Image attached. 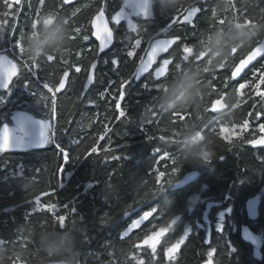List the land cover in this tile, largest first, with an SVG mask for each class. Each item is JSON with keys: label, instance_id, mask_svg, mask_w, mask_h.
<instances>
[{"label": "trees", "instance_id": "obj_1", "mask_svg": "<svg viewBox=\"0 0 264 264\" xmlns=\"http://www.w3.org/2000/svg\"><path fill=\"white\" fill-rule=\"evenodd\" d=\"M31 2L32 10L28 7V0H23L17 36L27 23L23 47L28 60L41 62V70L38 76L21 71L11 79L8 89H0V130L10 121L11 115L19 111L51 119L52 113L43 96L42 91L46 93V90L42 89V84L46 81L58 83L66 67L63 59L70 62V77L66 90L58 94L59 124L68 130H59L52 121L55 146L50 137L46 144L38 147L0 149V264H13V258L15 264H45L60 260L68 264H108L115 259L112 256L115 252L119 258L121 249L132 248L135 236L143 234L135 230L130 240L131 237L123 235V230L150 209H159L156 223L170 227L166 239L180 237L183 242V237H188L174 255L173 264H208V253L213 249L212 264H264V194L261 195L262 203L256 220H250L245 211L247 199L261 192L264 184V147L258 150L260 156L253 158L244 141L228 144L213 129L215 121L207 126L214 117L213 113L207 112L213 101L222 99L225 102L227 112L220 122L231 127L241 124L247 113L252 111L255 96L264 94V89L259 87L264 76L261 79L256 77L255 91L248 89L244 94L241 91L243 85L234 90L239 82L251 80L264 60H258L247 68L237 82L230 81L227 90L223 88L225 77L230 73L232 75L236 66L264 38V11H261L264 0H208L207 3L200 0L202 11L196 17L195 28L182 23L184 16L181 15L167 33L159 36H180L182 39L164 55V58L174 59V63L157 93L141 87L148 77L141 82L132 79L125 88L124 97L119 96L117 89L121 78L127 79L135 71L140 56L144 55V48L149 46L153 36L172 23L166 16L175 15L180 9L183 11L182 8H188L193 0H177L174 6L166 0H152L149 21L138 18L136 22L140 23L132 27L138 33H131L133 43L138 44L141 39L144 41L134 58L126 56V51L130 50L126 48L127 41L123 40L126 32L130 31L126 23L117 28L110 22L114 43L109 51L99 56L95 82L82 99L80 93L87 70L97 59V43L92 37L84 42L82 35L75 40L71 36L76 27H83L84 34L91 36L90 23L103 0H76L65 5L60 14L53 10L60 0H46L45 15L33 25L30 23L37 0ZM123 3L124 0H107L105 16L109 21ZM3 11L4 5L0 1V20L4 19ZM73 12H76L74 18L71 15ZM54 22L64 25L67 33L64 40L46 47L44 54L33 56L27 48L29 37L39 36L44 26H51ZM194 31L195 36L192 35ZM213 37L217 38L215 47L223 48L224 54L216 57L217 66L209 63L206 68L205 49L213 47ZM15 39L10 30L9 33L0 32V53L5 49L12 58ZM185 44L189 46L182 52ZM238 49L237 62L233 66V53ZM76 52L83 55L77 57ZM50 55H55L53 62L46 60ZM113 56L120 59L119 75L112 70ZM105 59H108V64L103 63ZM76 66L82 67L83 71L76 73ZM220 67L226 70L215 71ZM185 71L199 73L196 95L187 103H177L165 109L160 102L162 95L168 92L169 83ZM212 76L219 78L215 81V89L206 86ZM109 79L115 84L111 86L108 99H101L99 93L108 87ZM117 99L121 101L120 109L119 102L116 108ZM90 100L95 103L90 104ZM82 113L85 114L83 117ZM173 113L186 119L173 122ZM156 115L161 117L159 121L147 123ZM252 120L254 122L255 117ZM197 132L204 134V141L196 142L202 146L201 152L182 151V146L192 147L190 140ZM146 135H164L168 143L162 145L159 139L149 140ZM72 139L81 142L79 148L72 144ZM60 145L72 148L73 157L87 145L95 146L97 153L94 156L85 153L81 159L63 161L56 154ZM161 146L173 153L179 167H169L165 171L161 164V170L153 176L151 171L156 167L155 161L161 159L156 156V149ZM106 151H111L108 156H105ZM111 156L117 159L113 160ZM204 156L208 159H203ZM219 156H225L224 160L221 161ZM186 157H191L195 163ZM167 163L171 165L172 161ZM194 169L199 170L201 175L194 189L190 188V184L178 190L171 189L174 181ZM114 170L115 175L110 176ZM169 178L171 182L160 190L159 185ZM227 190L230 193H225ZM196 196L199 200L193 204L192 198ZM35 207L44 209L43 213L38 210L26 220ZM219 210L224 211L225 218L217 222L214 214ZM56 215H65L67 223L63 228ZM177 215L180 219L169 226L168 222ZM242 225H248L261 236L258 255L254 252L255 247L241 238ZM60 232L69 235L74 243L67 251L58 249L54 254L50 248L46 249L41 237L55 239ZM155 234L164 233L157 230L148 237ZM149 256L148 252L142 254L146 264H151ZM116 264L121 262L117 260Z\"/></svg>", "mask_w": 264, "mask_h": 264}, {"label": "snow or ice", "instance_id": "obj_2", "mask_svg": "<svg viewBox=\"0 0 264 264\" xmlns=\"http://www.w3.org/2000/svg\"><path fill=\"white\" fill-rule=\"evenodd\" d=\"M205 3L208 2V0H204ZM2 3L4 5V11L2 13L4 19L0 20V32L7 31L10 34L16 36L15 41L13 42L14 46V53L12 58H9L7 54H0V80L3 81L0 86L6 87L10 82L11 79L18 75L21 71H24L26 73H36L38 76L39 71L41 70L40 68V63L41 62H33L27 59L25 49L23 47V37L25 35L26 28L28 27L26 23V27L23 29H20V33L17 36V28L20 27L19 25V13L22 10L23 7V0H2ZM73 3V0H60V4L54 8L57 12V14H60L64 11L65 5H69ZM200 0H193L192 4L188 8H182L183 11L178 10L175 15L171 16H166L167 19H171L172 23L168 25L167 28H163L161 31L156 33L153 36V40L159 44V45H164L166 43L167 39H161L158 38L161 35H164L167 33V31L179 21V17L181 15L185 16L189 12H192V15L190 16L189 20H184L182 23L185 24H190L192 25L193 28L196 27L195 20L196 17L199 16L200 12L202 9L199 6ZM45 6H46V0H37V4L35 6L34 11H32V19L30 25H33L35 23H38L41 18L45 15ZM28 7L30 10L33 9V5L31 0H28ZM146 7L147 11L142 13L141 8ZM193 9L195 11L193 12ZM107 0H103L102 3L99 4L98 9H97V15L96 17H101L102 20L104 21L105 19V14L107 12ZM261 11H264V8L261 9ZM72 17L74 18L76 15V12H73ZM152 16V8L150 4V0L148 3H145V0H124L123 6L120 7L118 11H115V14L111 16L110 22L114 23L117 28L122 24L126 22L127 28L130 30L126 32L125 36L123 37V40L127 41L126 48H129L130 50L126 51V56L128 58H134L137 50L140 49L144 43V41L141 39L138 44L133 43V37L131 33H135L138 35L137 32H134L132 29L133 24H139L140 22H136L133 18L138 17L141 18L142 21H149L150 17ZM9 17L12 19L10 20ZM15 21V22H12ZM135 21V22H134ZM222 22V21H221ZM107 25L108 30L111 33V39H106L105 43L103 46H101V41H99V48L98 51L96 52V57L97 59H94L91 62V65L89 69L87 70V82L84 84V89L85 91L89 88V86L95 82V70L98 66L99 63V56L100 54L109 47L113 43L114 40V30L109 27V23L105 22ZM92 25V24H91ZM93 32H91V36L85 33V29L83 27H76L73 30V34L71 36L72 40L78 39L81 35L83 38L84 42H88L93 35ZM193 36L196 35V32L194 31L192 33ZM95 37V36H94ZM182 38L180 36H175L173 38V43L167 47H161L158 53L155 55L154 60L151 62L150 67L147 68L146 71H141V65L148 59V52L150 51V46L147 48H144V55L140 56V63L139 66L135 69V71L132 73V75L125 79L121 78V82L119 84V88L117 91L119 92L120 97H124L126 95L125 88L127 85H130L132 82V79H135L136 81H139L143 76L147 75L148 79L144 81V83L141 85L143 89H145L148 92H159L160 91V85L161 82L164 81L168 75L171 73V66L174 63V59L172 58H164L162 60L158 59L160 54L167 53L172 45L175 43L179 42ZM189 45L185 44L182 48L183 49L188 47ZM260 48V52L258 55H256L253 59L249 60L240 70L236 75H231L228 77H225L223 81V88L227 90L230 86V81L235 83L238 81V79L241 77L243 70H245L249 65H251L253 62L258 61V60H264V44H259L258 45ZM239 49L237 52L233 53V66L237 62L235 60L236 55L238 54ZM75 55L77 57H81L83 55L82 52H76ZM146 56V59H145ZM63 58V56H61ZM185 59H187V56H185ZM203 59V57H201ZM48 62H53L55 60V55H50L46 59ZM108 59H105L103 61L104 64H108ZM63 64L66 66L65 70L62 73V76L59 78L58 83H49V82H44L42 84V89L46 90L42 91L43 96L45 97L47 101V105L49 109L51 110L52 113V121H54L58 129L61 131L67 132L68 128L61 127L59 124V117H60V112H59V98H58V93L66 90L67 88V81L68 78L70 77V71L68 70L70 67V62L67 59H63ZM119 64H120V59L118 56H113L111 59V65H112V70L119 75ZM15 65V67H13ZM178 67V66H177ZM226 70L225 67H220L217 68L215 71H224ZM83 69L80 66L75 67V72L80 73L82 72ZM91 73V78L89 79L88 73ZM258 76V79H261L262 76H264V64L261 65L260 69L258 72L253 73V77L251 80L246 81V82H239L238 85L234 88V90L241 85L244 87L241 89V91L245 94L246 90L251 89V91H255L254 85L257 81L256 77ZM63 79V86H59L60 80ZM219 79L216 76H212L211 80H208L206 82V86L215 89L216 84L215 81ZM108 87L105 88V90L101 93H99V96L101 99H108V96L111 92V86L115 84V81L109 79L108 80ZM264 85V79H261V83L259 85L260 89H264L262 87ZM50 94V95H48ZM85 95L84 92L80 93V96L83 97ZM249 97H251V93H248ZM255 102L252 103V111L247 113V118L243 119L242 123L239 124L236 127V131L240 133L239 136L233 137L231 141H226L228 144L231 143H238V142H243L245 140H250L254 145H264V94L257 95L255 96ZM252 98V97H251ZM250 98V99H251ZM115 99V97H113ZM49 101H50V106H49ZM117 102H119V109L121 107V101L119 99L116 100V108H117ZM90 104H94L95 101H89ZM118 109V108H117ZM147 110V109H145ZM209 111H213L215 113L219 112V109H209ZM85 114L82 113V117ZM125 116V113H124ZM122 116V117H124ZM121 117V118H122ZM255 117V123L258 125V131L261 134L259 138H255V131L256 129L253 128V120L252 118ZM183 119H186L184 116H180L177 113H173V122L175 120L179 119L182 121ZM116 119V118H115ZM161 117L159 115L154 116L150 121L147 123H151L153 120L159 121ZM69 124H71V121H69ZM83 126V125H81ZM46 125L41 126L40 130V136H41V141H44L45 138V128ZM163 131V130H162ZM245 133H253V138L249 139ZM48 136L51 137L52 143L55 146V136L52 135V132H48ZM10 131L9 129L5 126L2 130H0V142H3L5 147L3 150H8L9 145H10ZM106 139L109 140V143H111V140L109 137H106ZM146 139L152 140V139H159V141L162 142V145L168 143V141L164 140V135H160L159 137H156L154 135H146ZM221 141L223 143V139L221 138ZM80 141L76 139H72V144L75 145L77 148L80 146ZM56 154L60 157H62L63 161H66L68 159H81V156H84L85 153H88L89 156H94L97 153V148L92 145H87L84 150L76 155L75 157L72 156V148L71 149H66L63 145H60L59 147L56 148ZM111 151H106L105 156H108ZM156 156L161 157V159L156 160L155 164L156 167L152 169L151 175L155 176V173L159 170H161L160 166L161 164L164 165V170L167 171L169 167H179L178 162L176 161L173 153L167 152L165 147L161 146L156 149ZM111 159H117L116 156H111ZM207 159V158H205ZM171 160L172 164L169 165L167 161ZM61 171H62V165ZM110 176L115 175V170L109 174ZM171 182V178L168 179L166 182H162L159 185L160 190L163 189L164 185L167 183ZM62 186V185H61ZM41 197H39V203H40ZM36 205H37V201ZM68 206H65L67 208ZM40 211L43 213L44 209H38L37 207L32 208V210L29 212V217L26 218V220L30 219L32 216H34L37 211ZM55 209H53L54 212ZM159 212V209H150L149 214L147 215V218H140L138 224L135 227H130L128 230L127 235L131 237L130 240L133 239L132 233L134 230H139V232H142L143 234L136 235L135 236V243L132 248L123 250L121 249L120 257L118 258L116 256V252L112 255L115 257V259L110 260L108 264H116V261L119 260L121 264H133L135 261L136 264H146V260L142 258V254L145 252H148L150 254L149 260H151V264H173L174 260V254L177 253V250L181 247L182 244H184L185 240L188 238L186 235L183 237V242L180 237H176L174 239H166L168 237V234L170 232V227L156 223L155 218L157 216V213ZM71 213L74 214V209L71 208ZM57 222L59 223L60 227L63 228L66 225V217L65 215H56ZM63 221V222H61ZM173 222L169 221L168 225H171ZM146 224L148 225L146 227ZM159 230L160 232H163L164 234L159 237V241L157 242L155 239H153V243L155 244L154 247L150 246L148 243H144V238L148 237L151 232H155ZM18 242V241H16ZM215 250L213 249L212 252L208 253L209 256V261L208 264H212L211 257L213 255V252ZM129 253L131 255L129 256ZM13 264H15V258H13Z\"/></svg>", "mask_w": 264, "mask_h": 264}, {"label": "clouds", "instance_id": "obj_3", "mask_svg": "<svg viewBox=\"0 0 264 264\" xmlns=\"http://www.w3.org/2000/svg\"><path fill=\"white\" fill-rule=\"evenodd\" d=\"M166 2L174 6L177 0H166ZM66 34L64 25L60 22H54L51 26H44L39 36H30L27 48L33 56L44 54L46 47H50L64 40ZM216 43L217 38L213 37V47L205 49L207 55V61L205 63L206 68L209 63L213 66H217L218 62L216 57L223 56L224 54L223 48L215 47ZM198 74L197 71H185L175 77L168 85V92L162 95L160 101L161 105L167 109L174 107L177 103H187L191 101L198 89V81L196 79ZM196 136L199 137V133H197ZM181 150L199 154L202 150V146L193 142L190 149L182 146ZM204 151H207V149H204ZM186 159L195 163L194 160H191V157H186ZM41 241L46 245V249L50 248L54 254L58 249L67 251L74 243L72 242V238L64 232L58 233L55 239H45V237H41Z\"/></svg>", "mask_w": 264, "mask_h": 264}, {"label": "water", "instance_id": "obj_4", "mask_svg": "<svg viewBox=\"0 0 264 264\" xmlns=\"http://www.w3.org/2000/svg\"><path fill=\"white\" fill-rule=\"evenodd\" d=\"M76 0H73V3ZM98 14V13H97ZM96 14V15H97ZM96 15L92 18L90 26H91V30L94 31L92 38L95 40V42L97 43V51L99 48V41L98 39L101 41V46H103V44L105 43L106 39H111V33L107 28V25L105 22L109 23V27L112 28L110 21L108 20V18L105 16L104 21L102 20L101 17H96ZM92 24V25H91ZM161 39H167L166 43L164 45H159L157 44L154 40L150 43V51L148 52V59L141 65V71H146L148 67H150L151 62L154 60L155 55L158 53V51L160 50L161 47H167L169 45H171L173 43V38L174 37H158ZM114 43V40H113ZM113 43L111 45H109L108 48H106L100 55H102L103 53L107 52L110 50V48L112 47ZM176 44V43H175ZM174 44V45H175ZM259 44H264V38L249 52V54L236 66V68L234 69V71L232 72V75H236L239 70L251 59H253L256 55L259 54L260 52V48H259ZM172 45L170 47V49L174 46ZM169 49V50H170ZM165 54V53H164ZM164 54H160L158 59H160ZM146 59V56H145ZM256 62V61H255ZM255 62H253L251 65H249L247 68H249L250 66H252ZM140 63V62H139ZM139 66V64H138ZM137 66V67H138ZM246 68V69H247ZM245 69V70H246ZM243 70V72L245 71ZM96 71V70H95ZM242 72V73H243ZM89 79L91 78V73L89 71L88 73ZM144 77V76H143ZM142 77V78H143ZM142 78L139 80L141 81ZM135 80V79H134ZM136 81V80H135ZM136 81V82H139ZM87 82V78L84 82V84ZM68 83V81H67ZM92 85V84H91ZM91 85L89 86V88L91 87ZM59 86L62 87L63 86V79L60 80L59 82ZM89 88L85 91L84 89V85H83V90L82 92H84L85 94L87 93V91L89 90ZM63 92V91H62ZM61 93V92H60ZM59 94V93H58ZM84 97V96H83ZM83 97H81L80 99H82ZM199 176L198 171L196 170H192L189 172H186L185 174H183V176L179 179H177L176 181L173 182L171 189L172 190H178L181 189L187 185H189L191 182L195 181ZM261 202V195L255 194L252 197L248 198L247 201L245 202V211L247 214V217L250 220H254L258 217L259 215V205ZM149 214V211L144 212L143 214H141L139 217L135 218L134 220H132L128 226L123 230V235L124 236H128V230L130 227H135L140 218H147V215ZM180 219V215L175 216L171 221L173 222L171 225L169 226H173L177 223V221ZM135 231V230H134ZM240 236L243 240H245L246 242L250 243L253 246H258L259 244V240L258 237L256 235L255 232H253L248 225H242L240 227ZM144 243H148V241L146 239H144ZM179 250V249H178ZM177 250V251H178ZM175 255V254H174ZM45 264H68L66 261L60 260V261H53V262H48Z\"/></svg>", "mask_w": 264, "mask_h": 264}, {"label": "rangeland", "instance_id": "obj_5", "mask_svg": "<svg viewBox=\"0 0 264 264\" xmlns=\"http://www.w3.org/2000/svg\"><path fill=\"white\" fill-rule=\"evenodd\" d=\"M149 0H145V3H148ZM150 4L152 6V0H150ZM147 9L146 7L141 8V12L144 13L146 12ZM195 10L193 9V12ZM192 15V12H189L187 15L184 16V20H189L190 16ZM135 21L138 19V17L133 18ZM134 21V22H135ZM126 23V22H125ZM135 24L132 25V27ZM0 54H7L5 49H2ZM8 55V54H7ZM9 58H11L8 55ZM15 67V65H13ZM3 81L0 80V84H2ZM9 84L6 87L0 86V89H8ZM46 125L47 127L45 128V138L44 141H41V136H40V130L41 126ZM9 131H10V145L9 149H26V148H32V147H38L46 144L49 141V136L48 132H52V127L53 123L51 119H45V118H40L35 115H33L30 112H25V111H19L16 112L15 114L11 115L10 121L6 123L5 125ZM4 126V127H5ZM235 127H222L221 133L225 137H231V136H236L238 133ZM5 145L3 142H0V149H4ZM199 198L193 197L192 198V203L196 204L198 202ZM211 206H209L210 208ZM215 219L217 222L223 221L225 218V213L222 210H219V212L215 211ZM160 234H155L147 238L149 245L154 247L155 244L153 243V239H155L157 242L159 241ZM255 254L258 255L259 251L256 248L255 249Z\"/></svg>", "mask_w": 264, "mask_h": 264}, {"label": "flooded vegetation", "instance_id": "obj_6", "mask_svg": "<svg viewBox=\"0 0 264 264\" xmlns=\"http://www.w3.org/2000/svg\"><path fill=\"white\" fill-rule=\"evenodd\" d=\"M0 1H2V0H0ZM153 41V40H152ZM151 41V42H152ZM150 42V43H151ZM150 45V44H149ZM165 55V54H164ZM164 55L160 58V60H162V59H164ZM147 78V75H145L143 78H142V80H145ZM141 80V81H142ZM140 81V82H141ZM226 104H225V102L222 100V99H217V100H215V101H213L212 103H211V105L207 108V112H209L210 114L211 113H213L214 114V117L213 118H211V121L208 123V125L207 126H209V124L212 122V121H215L216 122V126L213 128V129H215V131H218L219 133H220V136L221 137H223V139H225L226 141H231L232 140V138L233 137H237V136H239L240 135V133L238 132L237 134H236V136H231V137H225L224 135H222V133H221V128L222 127H229V125H226V124H223V123H221L220 122V118L227 112L226 111V106H225ZM219 109V112L218 113H215V112H213V111H209V109ZM219 120V121H218ZM254 124H253V128H255L256 129V131H255V138H259V136L261 135L260 133H259V131H258V125L255 123V120H254V122H253ZM232 127H237V126H232ZM206 128V127H205ZM197 133H199V137H197L196 136V134ZM197 133H195L192 137H191V140L190 141H192V142H198V141H201V142H203L204 141V134L202 133V132H197ZM246 135H247V137H249V139H251V138H253V133H245ZM241 142H238V143H235V144H240ZM244 143H246L248 146H249V149H250V153H251V156H253V158H255L256 156H260L259 154H258V150L259 149H261V148H263L264 147V145H254L250 140H245L244 141ZM210 156V155H209ZM205 158H207L208 159V156H204L203 157V159H205ZM224 158H225V156H219V159L222 161V160H224ZM207 159H205V160H207ZM194 170H196V169H194ZM190 171H192V170H190ZM196 171H198V173H199V176H198V178L195 180V181H193V182H191L190 183V188H192V189H194L196 186H195V182L200 178V172H199V170H196ZM173 184V183H172ZM172 186V185H171ZM225 193H230V191L229 190H227ZM260 194V195H263L264 194V184H263V186H262V190H261V192H257L256 194ZM261 203H262V196H261V202H260V205H259V211H260V207H261ZM259 216V215H258ZM258 218V217H257ZM256 218V219H257ZM256 219H254V220H256ZM254 220H252V221H254ZM254 232V231H253ZM257 235V237H258V240H259V244H258V246H254L255 247V249L257 248H259V245H260V242H261V236H259L258 234H256Z\"/></svg>", "mask_w": 264, "mask_h": 264}, {"label": "bare ground", "instance_id": "obj_7", "mask_svg": "<svg viewBox=\"0 0 264 264\" xmlns=\"http://www.w3.org/2000/svg\"><path fill=\"white\" fill-rule=\"evenodd\" d=\"M235 68V67H234ZM141 214V213H140Z\"/></svg>", "mask_w": 264, "mask_h": 264}]
</instances>
